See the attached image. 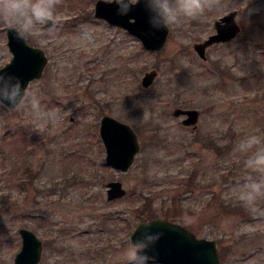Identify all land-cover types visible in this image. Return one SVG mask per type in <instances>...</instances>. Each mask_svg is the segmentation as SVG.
<instances>
[{
    "label": "rangeland",
    "instance_id": "rangeland-1",
    "mask_svg": "<svg viewBox=\"0 0 264 264\" xmlns=\"http://www.w3.org/2000/svg\"><path fill=\"white\" fill-rule=\"evenodd\" d=\"M95 1L60 0L59 30L26 36L47 56L27 90L54 115L37 122L27 105L0 109V264H13L20 226L42 240L37 264H124L134 226L157 217L215 239L220 264H264V219L234 191L252 154L236 145L253 135L264 142V0H223L222 10L182 19L155 51L95 16ZM234 8L240 30L200 57L193 44ZM11 57L0 22V67ZM177 107L198 109L196 123H182ZM104 114L136 131L139 150L126 171L105 162ZM114 179L126 193L108 200ZM185 216L196 222L184 224Z\"/></svg>",
    "mask_w": 264,
    "mask_h": 264
},
{
    "label": "water",
    "instance_id": "water-1",
    "mask_svg": "<svg viewBox=\"0 0 264 264\" xmlns=\"http://www.w3.org/2000/svg\"><path fill=\"white\" fill-rule=\"evenodd\" d=\"M237 9L221 15L215 20L216 31L206 39L193 44L194 49L202 58L206 57V47L214 42L226 41L234 37L240 30L236 21ZM94 15L106 19L109 23L126 28L136 35L145 48L158 50L162 48L169 34V29H154L149 23L150 13L143 3L132 7L126 15H121L117 5L111 0H96ZM7 44L13 53L11 59L0 67L7 74L18 77L22 87L42 73L47 57L41 47L20 39L13 30L7 28ZM156 70L146 71L141 79L144 86L152 83ZM175 115L184 114V124L196 123L199 110L196 108L174 109ZM99 135L105 148V162L119 171H126L132 164L139 150V142L134 128L116 117L104 114L100 119ZM126 189L118 179L107 182L106 198L112 200L123 196ZM151 222L148 231L161 233L159 240L147 252L155 261L164 264H220L217 241L207 237H197L194 232L184 225L163 217L139 221L129 236L135 240L143 231L136 229L138 224ZM21 236V247L15 253L13 264H37L41 258L43 243L38 235L30 228H18Z\"/></svg>",
    "mask_w": 264,
    "mask_h": 264
},
{
    "label": "clouds",
    "instance_id": "clouds-1",
    "mask_svg": "<svg viewBox=\"0 0 264 264\" xmlns=\"http://www.w3.org/2000/svg\"><path fill=\"white\" fill-rule=\"evenodd\" d=\"M117 5L121 15H126L132 7L143 3L150 13L149 23L154 29H169L178 25L182 19L190 20L206 12L222 10L223 0H111ZM60 0H0V22L13 30L20 39L36 32L55 33L60 24L56 7ZM28 106L37 122L44 121L50 114L41 107V102L34 92H29L21 85L18 77L0 70V109L9 110ZM7 121L0 116V130ZM255 149V151H253ZM235 150L248 155L244 167L249 170L234 189L240 204L256 219H264V142L253 135L239 142ZM42 155V153H41ZM195 218L185 216L183 223L191 225ZM151 222L138 224L136 229L144 231L133 240L135 231L127 239V248L123 251L124 264H154V258L147 252L159 240L161 233L148 231Z\"/></svg>",
    "mask_w": 264,
    "mask_h": 264
},
{
    "label": "trees",
    "instance_id": "trees-1",
    "mask_svg": "<svg viewBox=\"0 0 264 264\" xmlns=\"http://www.w3.org/2000/svg\"><path fill=\"white\" fill-rule=\"evenodd\" d=\"M150 216V215H149Z\"/></svg>",
    "mask_w": 264,
    "mask_h": 264
}]
</instances>
